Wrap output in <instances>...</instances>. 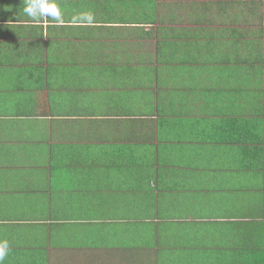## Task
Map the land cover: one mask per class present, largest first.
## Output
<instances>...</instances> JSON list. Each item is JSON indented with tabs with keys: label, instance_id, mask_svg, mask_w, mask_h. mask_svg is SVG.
<instances>
[{
	"label": "crops",
	"instance_id": "obj_1",
	"mask_svg": "<svg viewBox=\"0 0 264 264\" xmlns=\"http://www.w3.org/2000/svg\"><path fill=\"white\" fill-rule=\"evenodd\" d=\"M23 7L0 0L3 264H262L264 112L240 93L251 75L220 53L159 62L147 114L119 115L134 104L126 57L97 45L117 34L100 28L128 25Z\"/></svg>",
	"mask_w": 264,
	"mask_h": 264
},
{
	"label": "trees",
	"instance_id": "obj_2",
	"mask_svg": "<svg viewBox=\"0 0 264 264\" xmlns=\"http://www.w3.org/2000/svg\"><path fill=\"white\" fill-rule=\"evenodd\" d=\"M66 2L67 0H56L63 11L64 19L78 20L81 13L90 12L94 20H100L101 23L115 22L128 25L126 28H100L102 32L112 30L117 34L113 41L97 45V50L113 47L118 55L125 54L126 57L125 96L133 99L134 104L129 108V112H124V109L116 111L119 115L147 114L148 111L145 109L139 110L147 94V88L142 83L147 86L166 73L165 67L158 65L159 62L174 66L185 62L186 69L193 67V61H197L194 59L197 51L222 54L229 63L227 65L230 67L229 70L236 67L245 69L251 75L246 83L249 81L253 83L249 84L246 90L241 89L243 91L240 93L246 96L245 100L249 107L258 110L256 114L260 110L264 112L263 0H72V4ZM217 20H221L220 26L212 29L214 25L211 22ZM169 23L180 28L170 26ZM146 24L153 26L151 30L144 28ZM176 29L179 31L177 41ZM252 36L260 38L251 39ZM150 37L155 38V54L151 53L153 46L150 44L151 47H148L147 42L144 43V40ZM178 54H182L181 57L184 59L179 58ZM165 95L160 93L161 99L158 97L156 114L166 111L164 105L167 106V102L163 99ZM149 112H152V109ZM252 227L259 239L257 231H263L264 220L256 222ZM261 263L264 264V256Z\"/></svg>",
	"mask_w": 264,
	"mask_h": 264
},
{
	"label": "clouds",
	"instance_id": "obj_3",
	"mask_svg": "<svg viewBox=\"0 0 264 264\" xmlns=\"http://www.w3.org/2000/svg\"><path fill=\"white\" fill-rule=\"evenodd\" d=\"M23 5V13L34 21L50 18L58 25L64 23L63 11L56 3V0H23ZM78 20L91 24L94 22V17L90 12L81 13ZM8 247L7 241L0 242V264H3L8 254Z\"/></svg>",
	"mask_w": 264,
	"mask_h": 264
},
{
	"label": "rangeland",
	"instance_id": "obj_4",
	"mask_svg": "<svg viewBox=\"0 0 264 264\" xmlns=\"http://www.w3.org/2000/svg\"><path fill=\"white\" fill-rule=\"evenodd\" d=\"M66 4H72V0H67V2H66ZM221 22V20H217V21H213V22H211L214 26H212V29L214 28V29H216V28H218L219 26H220V23ZM169 25L170 26H173L174 24H172V23H169ZM175 26V28H180L179 26H177V25H174ZM224 26H226V25H224ZM151 27H153V26H151V25H144V28L145 29H150L151 30ZM174 28V29H175ZM175 32H176V41H177V33L179 32L177 29L175 30ZM253 38H251V39H258L259 40V38L260 37H256V36H252ZM255 37V38H254ZM178 38H181V39H183L182 37H180V36H178ZM184 40V39H183ZM145 41L147 42V45H148V47H151V46H149L150 44L153 46L152 47V52L151 53H153V54H155V51H154V49H155V47H154V45H155V38H146L145 40H144V43H145ZM180 44H182V43H180ZM263 48V47H262ZM143 53V52H142ZM258 253H261V252H258ZM259 256H260V254H259Z\"/></svg>",
	"mask_w": 264,
	"mask_h": 264
}]
</instances>
